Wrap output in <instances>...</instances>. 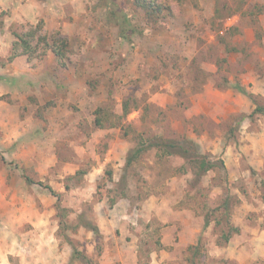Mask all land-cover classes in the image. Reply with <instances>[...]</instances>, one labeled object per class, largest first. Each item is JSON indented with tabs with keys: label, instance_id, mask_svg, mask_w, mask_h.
Returning a JSON list of instances; mask_svg holds the SVG:
<instances>
[{
	"label": "rangeland",
	"instance_id": "374dc122",
	"mask_svg": "<svg viewBox=\"0 0 264 264\" xmlns=\"http://www.w3.org/2000/svg\"><path fill=\"white\" fill-rule=\"evenodd\" d=\"M156 1L0 0V264H264V0Z\"/></svg>",
	"mask_w": 264,
	"mask_h": 264
},
{
	"label": "trees",
	"instance_id": "16d2710c",
	"mask_svg": "<svg viewBox=\"0 0 264 264\" xmlns=\"http://www.w3.org/2000/svg\"><path fill=\"white\" fill-rule=\"evenodd\" d=\"M142 8L147 10V13L149 16H152L154 14L159 15V10L160 4L157 3L156 0H135ZM116 7V0H110L109 4V10L111 14V19L113 22H115L120 29L121 37H125L129 39V36L127 35V32L133 31L132 25L129 21V19L125 16V14L122 12V15L120 16L118 12L113 8ZM43 21H41L40 24H38L35 27H31L27 29L25 32H23L20 37L14 41L13 47L11 50V55L10 59H14L15 57L24 54V53H30L33 50V41L37 37L38 31H40L42 28L40 27L41 25L43 26ZM40 25V26H39ZM43 38V37H42ZM44 39H47L46 36ZM65 39L64 38H56L52 43L50 48L54 51L55 55L57 56L58 60L64 64L65 61ZM240 91L243 93L248 94L251 99L255 100V96L251 93H247L246 90L242 87H239ZM256 108L254 109L253 113H264V105L259 104L258 102H255ZM129 102L125 100L123 104V114L126 116L129 113ZM103 120L100 117L95 118V125L98 127H102L103 125ZM150 147H157L158 150L163 151L166 154H179L181 156L185 157H190L191 152L199 153L197 150V147L195 146V143L191 139H181V140H165L161 139L160 141H157L155 139H149L148 143L143 144L141 146H137L134 148L129 157L127 158V165H130L134 159L139 157L143 151L146 149H149ZM202 157L201 160V165H200V173H204L208 171L210 168L214 167L216 162H211L207 160L206 155H200ZM196 162V161H195ZM222 165L224 166V162L221 161ZM27 177V176H26ZM27 180L29 182H32L33 180L30 177H27ZM40 184H43L42 181H39ZM46 187L51 191V193L58 198V202L61 200V194L57 192L51 185L46 184ZM60 202L58 203V205ZM60 207V205H59ZM228 208V206H226ZM83 224L86 227L91 228L95 232H99V227L96 224H93L91 221L83 220ZM62 223V220H61ZM209 221H205L204 228L208 227ZM229 237V236H228ZM79 258L87 261V258L81 254L80 251H78L76 248H74L73 256L72 259Z\"/></svg>",
	"mask_w": 264,
	"mask_h": 264
}]
</instances>
